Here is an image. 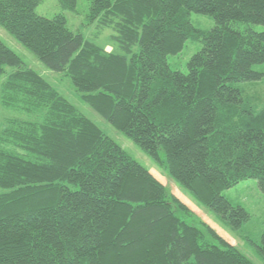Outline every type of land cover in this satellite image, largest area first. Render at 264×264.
<instances>
[{"label":"trees","instance_id":"trees-1","mask_svg":"<svg viewBox=\"0 0 264 264\" xmlns=\"http://www.w3.org/2000/svg\"><path fill=\"white\" fill-rule=\"evenodd\" d=\"M42 0H0V27L217 215L249 220L222 192L253 179L264 194V105L235 86L263 74L264 0H91L85 23L111 27L117 53L73 32ZM75 11L77 0H58ZM214 26H192L190 14ZM201 48L186 71L167 58ZM0 264H250L235 245L0 41ZM264 262V230L257 246Z\"/></svg>","mask_w":264,"mask_h":264},{"label":"rangeland","instance_id":"rangeland-1","mask_svg":"<svg viewBox=\"0 0 264 264\" xmlns=\"http://www.w3.org/2000/svg\"><path fill=\"white\" fill-rule=\"evenodd\" d=\"M91 0H77L75 11L62 10L58 0H42L36 7L37 15L52 18L56 14H63L67 20L68 28L73 32H80L84 38L108 52L117 53V43L112 40L115 35L111 27H103L95 22L91 25L85 23V17L89 11ZM190 22L193 27L210 30L214 26L213 19L207 15L196 13L190 14ZM256 31H264L263 26H254ZM0 41L10 48L24 65L42 76L59 94L74 105L84 116L98 126L110 139L118 144L131 158L159 180L166 188L167 193L178 198L192 212L197 221H201L214 229L219 236L235 245L237 249L249 259L250 264H264L258 254L257 246L260 245V236L264 230V194L259 190L253 179L240 182L236 186L224 190L222 195L233 205L242 206L249 214V220L238 231L229 229L221 219L198 203L192 195L155 163L145 155L130 139L113 128L107 121L100 117L93 109L80 99L79 93L74 89L71 81L63 73H58L46 68L29 51L20 45L3 28L0 27ZM201 48L200 43L187 41L176 55H170L167 62L171 69L186 71V63L193 54ZM263 76L254 82L238 83L235 86L240 90L244 100L254 107L264 105V64L254 67ZM20 118L26 116L4 108L0 103V132L6 125V119Z\"/></svg>","mask_w":264,"mask_h":264}]
</instances>
